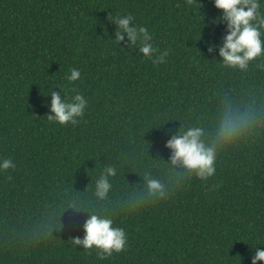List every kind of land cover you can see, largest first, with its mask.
I'll return each mask as SVG.
<instances>
[{"label":"trees","instance_id":"obj_1","mask_svg":"<svg viewBox=\"0 0 264 264\" xmlns=\"http://www.w3.org/2000/svg\"><path fill=\"white\" fill-rule=\"evenodd\" d=\"M128 13L163 63L115 42L111 17ZM223 13L215 0H0V157L15 164L0 171V264H252L264 249V55L223 63ZM57 85L88 101L78 123L47 119ZM181 127L215 150L207 180L171 163ZM92 212L125 229V250L72 243Z\"/></svg>","mask_w":264,"mask_h":264},{"label":"clouds","instance_id":"obj_2","mask_svg":"<svg viewBox=\"0 0 264 264\" xmlns=\"http://www.w3.org/2000/svg\"><path fill=\"white\" fill-rule=\"evenodd\" d=\"M215 5L224 10L223 16L217 17V21L226 19L228 22V32L224 37L223 44L217 45L220 48L223 63L244 69L250 60L264 55V39H262L264 0H215ZM111 18L117 22L114 39L118 45L126 35L130 41L128 48L139 47L143 56L152 59L154 64L165 61L167 50L159 55H153L158 52V47L154 45L152 34L146 26L138 24L131 13ZM80 76V70L72 68L66 79L72 82L78 80ZM57 86L64 91L63 98L59 91L53 90ZM57 86L49 91L52 99L47 119L60 124L78 123L77 117L84 115L88 101L82 93L76 90L75 85H73L74 94L72 95H69L63 86ZM222 128V134H231L235 130L231 121L226 122ZM201 136L202 129L199 127H190L187 130L181 127L177 134L168 140L167 145L173 149L171 158L173 165L182 163L196 176L207 180L216 171L215 150L212 147H206ZM11 167H15L11 158L0 157V171ZM106 172L114 174V169L108 167ZM148 186L153 191L162 188L160 182L155 179L148 180ZM109 188L107 175H102L96 183L97 196L101 199L104 198ZM84 229V236L82 238L72 237V243L82 245L86 250L95 248L101 258L111 257L114 252L119 253L127 247L128 236L125 229L114 226L113 219L107 215L99 212L90 213L84 224ZM258 260L264 261V249L256 250L252 257V264H256Z\"/></svg>","mask_w":264,"mask_h":264}]
</instances>
